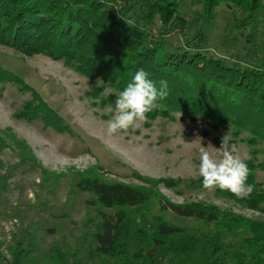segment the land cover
I'll use <instances>...</instances> for the list:
<instances>
[{
	"label": "trees",
	"instance_id": "trees-1",
	"mask_svg": "<svg viewBox=\"0 0 264 264\" xmlns=\"http://www.w3.org/2000/svg\"><path fill=\"white\" fill-rule=\"evenodd\" d=\"M109 1L0 0V45L26 56H48L99 80L89 95L113 110L117 96L138 70H145L158 88L161 80L167 81V97L157 100L148 118H172L171 113L182 112L246 142L251 154L244 160L247 182L254 191L245 199L219 189L215 193L258 216L210 202H173L160 190L161 184L178 194L183 188L204 190L200 176L156 178L132 171L141 183L129 184L104 178L90 168L76 172L74 186L92 195L87 204L94 205L100 216L93 254L101 264H264V179L258 178L264 171V161L258 158L264 152V55L247 65L217 57L206 49L203 32L168 47L152 26L158 17L164 24L177 21L184 28L182 0H124L115 10ZM191 2L201 6L203 24L224 5L234 15L241 14V18L235 15L236 23L249 25L252 35L264 12V0ZM5 81L29 88L18 74L0 65V82ZM16 116L29 122L41 120L44 127L58 132L71 130L36 90ZM18 147L22 164L49 174L24 141H18ZM9 255L10 259L5 257L0 244V258L6 264H45L32 255L30 244L21 241L9 247ZM57 256L54 264H81L70 263L61 253Z\"/></svg>",
	"mask_w": 264,
	"mask_h": 264
},
{
	"label": "rangeland",
	"instance_id": "rangeland-1",
	"mask_svg": "<svg viewBox=\"0 0 264 264\" xmlns=\"http://www.w3.org/2000/svg\"><path fill=\"white\" fill-rule=\"evenodd\" d=\"M123 3L124 0H110L108 4L115 10ZM199 13L198 3L182 0L184 28L177 21L164 24L158 17L152 27L167 40L168 47L184 44L187 38L203 32L206 49L217 57L247 65L264 55V12L254 35L249 25L236 23V16L241 18V14L235 16L224 5L216 8L214 18L206 24ZM0 65L29 85L21 88L13 81L0 82V244L8 259L9 247L21 241L23 245L30 244L32 255L45 264L60 259L58 253L70 263L77 260L81 264H101L93 254V234L100 216L94 205L87 204L92 195L75 188L76 172L93 168L104 178L129 184L141 183L132 171L156 178L194 179L200 176V148L219 159L215 148H219L221 137L226 134L237 145L243 161L251 157L249 145L233 140L229 130L212 128L201 118L191 120L182 112L171 113L172 118H148L139 127L109 136L107 124L115 109L100 105L89 95L99 80L84 77L62 61L42 54L26 56L2 45ZM33 90L71 130L58 132L44 127L41 120L29 122L16 116L25 101L32 99ZM108 92L106 89L104 93ZM18 141H24L48 175L22 164ZM258 158L264 161V152ZM258 178L264 179V171L258 173ZM160 190L173 202H210L246 216H258L256 211L215 191L183 188L178 194L162 184ZM0 264H6L4 259L0 258Z\"/></svg>",
	"mask_w": 264,
	"mask_h": 264
},
{
	"label": "clouds",
	"instance_id": "clouds-1",
	"mask_svg": "<svg viewBox=\"0 0 264 264\" xmlns=\"http://www.w3.org/2000/svg\"><path fill=\"white\" fill-rule=\"evenodd\" d=\"M167 95V81L161 80L158 88L145 70H138L115 100V114L108 121L107 134L115 136L139 127L140 123L147 121L148 114L154 109L157 100H163ZM215 149L219 159L204 147L200 148L199 175L202 177L203 189H219L231 193L237 199L249 197L254 191V186L247 182L249 169L240 158L237 145L226 134L221 137L219 148Z\"/></svg>",
	"mask_w": 264,
	"mask_h": 264
}]
</instances>
